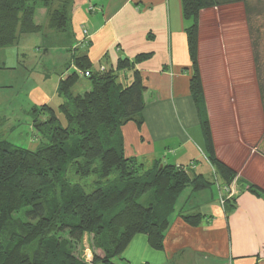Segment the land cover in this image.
Here are the masks:
<instances>
[{
  "label": "trees",
  "instance_id": "trees-1",
  "mask_svg": "<svg viewBox=\"0 0 264 264\" xmlns=\"http://www.w3.org/2000/svg\"><path fill=\"white\" fill-rule=\"evenodd\" d=\"M73 0H0V69L6 68L1 49L18 45L25 34L64 33L69 29ZM192 66L191 95L196 103L207 159L216 180L229 187L237 170L219 158L199 64L201 12L205 9L244 5L249 27L255 28V64L262 74L258 46L262 30L256 18L264 13L250 0H181ZM46 8V22L35 21L37 7ZM256 13L257 16L254 17ZM75 47L66 71L61 73L57 109L49 104L32 106L35 128L49 143L28 149L0 140V264H89L81 252L85 234L92 249L90 264H124L122 254L137 233L162 249L171 216L182 193L211 187L213 181L188 166L156 160L151 165L124 152L122 127L143 123L145 107L143 77L135 67L148 55L120 59L116 68L94 69L87 53ZM90 70L88 88L75 93V85ZM261 82V83H260ZM264 108V82L259 79ZM262 84V85H261ZM66 120L63 124L57 114ZM45 114L38 119L36 115ZM72 170L81 177L95 176L96 186L86 190L68 178ZM257 195L264 192L250 184ZM233 197L224 201L228 213ZM190 225H199L201 213H182ZM84 249V247H83ZM99 250V251H98ZM120 257L116 262L115 258Z\"/></svg>",
  "mask_w": 264,
  "mask_h": 264
},
{
  "label": "crops",
  "instance_id": "crops-1",
  "mask_svg": "<svg viewBox=\"0 0 264 264\" xmlns=\"http://www.w3.org/2000/svg\"><path fill=\"white\" fill-rule=\"evenodd\" d=\"M39 8L42 22L36 21ZM35 21L46 22V8L37 7ZM188 25L181 0H73L67 32H53L49 41L42 38L46 52L54 45L70 51L54 63L59 62L56 92L61 73L70 61L73 66L76 52L71 48L86 52L94 69L116 68L120 59L135 60L137 55L147 54L135 64L146 87L143 123L123 125L125 155L147 165L161 160L188 166L211 180L215 170L205 153L200 117L190 91ZM83 87L88 88V84ZM29 95L32 106L49 104L52 99L37 84L31 86ZM210 122L217 155L237 170L228 191L233 197L232 209L226 213L215 201L224 188H218L216 198L212 191L192 192L190 188L178 200L163 248H153L146 234L137 233L122 254L124 264H264V194L249 190L254 184L264 192V135L251 152L243 154V130L239 136H228L234 137V142L219 143L211 117ZM182 213H201V222L190 225Z\"/></svg>",
  "mask_w": 264,
  "mask_h": 264
},
{
  "label": "rangeland",
  "instance_id": "rangeland-1",
  "mask_svg": "<svg viewBox=\"0 0 264 264\" xmlns=\"http://www.w3.org/2000/svg\"><path fill=\"white\" fill-rule=\"evenodd\" d=\"M250 1L254 5L258 4L259 10H264V0ZM39 11L40 8L37 10L36 21L42 22ZM201 17L199 64L206 105L217 139L219 143L234 142V137L229 139L228 136H239V130H243V154L251 152L257 140L264 135V108L258 85L259 79L264 82V64L260 66L262 74L258 79L253 43L256 40V33L253 31L255 28L251 32L245 7L241 4L215 7L203 12ZM256 26L263 32L258 48L264 63V13L256 18ZM47 33L53 37L52 31L47 30ZM42 37L40 32L25 34L18 45L1 49L2 59L7 67L0 69V140L28 149H36L49 143V138L34 126L35 111L32 109L30 88L33 84L43 88L52 97L49 105L57 109L63 98L55 90V72L59 62L54 63L70 54L66 47L59 45L52 46L46 52ZM83 83H89V79L82 78L74 87L75 93L83 92ZM57 114L65 124L64 115L58 110ZM36 117L38 121L45 118V114H38ZM239 125L243 127L239 129ZM68 178L71 182L84 186L86 190H92L96 186V177L92 175L81 177L70 170ZM211 180L213 184L204 189V193L210 194L212 191L216 198L221 186L215 181V176ZM187 191L190 188L181 197ZM215 201L220 203L219 198ZM89 241V235L85 234L80 246L85 260L90 264L92 249ZM87 248L90 251L88 255ZM120 257L115 258V261L118 262Z\"/></svg>",
  "mask_w": 264,
  "mask_h": 264
},
{
  "label": "built area",
  "instance_id": "built-area-1",
  "mask_svg": "<svg viewBox=\"0 0 264 264\" xmlns=\"http://www.w3.org/2000/svg\"><path fill=\"white\" fill-rule=\"evenodd\" d=\"M83 34H85V36H87V35H89V33H88V30L85 28V29H83ZM86 39H85V37H84V42H86L85 41ZM100 69L101 70H103L104 69V67H100ZM80 74L82 75V76H85V77H88V76H90V74H91V71L90 70H86V71H80ZM235 181V180H234ZM222 188H224L223 190L224 191H226L225 193H224V191H220L221 193H220V196H219V201H220V204L221 205H224V201H225V199L226 198H228V197H230L231 195L230 194H228V191H229V189H230V187H222ZM89 249L87 248L86 249V255H88L89 254Z\"/></svg>",
  "mask_w": 264,
  "mask_h": 264
}]
</instances>
